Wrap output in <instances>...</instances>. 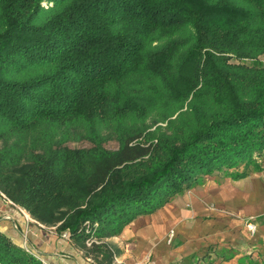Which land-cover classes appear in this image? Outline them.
<instances>
[{"label": "trees", "instance_id": "16d2710c", "mask_svg": "<svg viewBox=\"0 0 264 264\" xmlns=\"http://www.w3.org/2000/svg\"><path fill=\"white\" fill-rule=\"evenodd\" d=\"M262 55L264 0H0V190L116 264L107 237L264 152ZM0 264L45 263L0 231Z\"/></svg>", "mask_w": 264, "mask_h": 264}, {"label": "crops", "instance_id": "0c3cea01", "mask_svg": "<svg viewBox=\"0 0 264 264\" xmlns=\"http://www.w3.org/2000/svg\"><path fill=\"white\" fill-rule=\"evenodd\" d=\"M235 170L247 174H229ZM249 217L255 218V235L246 227ZM0 231L45 264H97L72 239L39 222L1 190ZM106 239L117 250L116 264H264V152L250 165L204 175Z\"/></svg>", "mask_w": 264, "mask_h": 264}, {"label": "rangeland", "instance_id": "374dc122", "mask_svg": "<svg viewBox=\"0 0 264 264\" xmlns=\"http://www.w3.org/2000/svg\"><path fill=\"white\" fill-rule=\"evenodd\" d=\"M247 63H252L253 61L252 60H247L245 61ZM257 63H260V64H263L264 63V55L261 56L260 58V62H257ZM67 145L71 148H90L92 146V144L88 141V140H79V141H70L67 143ZM105 146L107 148H110V149H117L119 147V143L117 140L115 139H112V140H108L106 143H105ZM260 155V154H258ZM243 165V164H242ZM241 166V165H240ZM239 166V167H240ZM248 219V218H247ZM111 237V236H110ZM109 238V237H107ZM108 239H106L107 241ZM169 242H171L172 240H170V237L168 239Z\"/></svg>", "mask_w": 264, "mask_h": 264}, {"label": "built area", "instance_id": "2783aa9c", "mask_svg": "<svg viewBox=\"0 0 264 264\" xmlns=\"http://www.w3.org/2000/svg\"><path fill=\"white\" fill-rule=\"evenodd\" d=\"M6 196V195H5ZM7 197V196H6ZM8 198V197H7ZM9 199V198H8ZM10 200V199H9ZM245 224H246V227L248 228L249 232L252 234V235H255L256 232H257V224H256V221H255V218L254 217H249L248 219H246L245 221ZM63 235L67 238H70V235L67 231L63 232ZM174 236V230H171L170 231V240H172ZM93 242V239H88L87 240V244L90 245L91 243ZM30 253L36 255L39 257V255L35 254L31 249L29 248H26ZM40 258V257H39Z\"/></svg>", "mask_w": 264, "mask_h": 264}]
</instances>
